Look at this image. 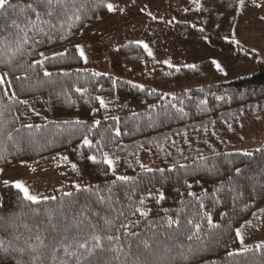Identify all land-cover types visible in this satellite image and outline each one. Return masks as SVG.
<instances>
[{
  "label": "trees",
  "instance_id": "1",
  "mask_svg": "<svg viewBox=\"0 0 264 264\" xmlns=\"http://www.w3.org/2000/svg\"><path fill=\"white\" fill-rule=\"evenodd\" d=\"M125 1L111 0L115 4ZM189 1H180L182 12L179 14L173 0H167L174 32L184 38H203L223 53L234 52L236 48L230 40V32L237 13L235 0ZM29 2L9 0V6L0 9V36L16 31L12 22H21L17 5ZM75 3L82 10L81 20L75 22L71 34L65 17H45L48 24L57 25L56 28L44 25L52 41L49 42L43 33H29L31 39L24 54L18 55L11 67L0 63V75L10 72L8 79L12 85L0 88L6 122L4 136L0 137V156L3 157L0 169L66 153V162L76 165L86 185L79 192L71 189L72 197L56 194L57 200L43 203L53 208L63 203L65 211L74 201L84 202L86 197L94 201L84 188L95 186L108 195L111 185L112 199L118 201L113 205L116 211H111L108 204L92 203L91 207L92 211L111 217L124 212L110 234H116L120 222L129 224V232L137 234L124 236V230L120 229L122 239L118 245L123 246L127 254L121 255L120 264H133L137 255L140 264L158 261L163 264H264V247L257 248V245L228 256L237 246L236 230L247 227L264 207V188L249 179L259 178L264 172V147L259 148L260 151H234L240 142L242 125L264 112V61L256 63L253 74L224 83L209 61L178 69L151 66L143 48L129 43L108 53L111 74L82 70V60L74 42L87 26L101 20L96 19V15H102L103 19L108 13L98 10L94 14L91 11L93 0H75ZM62 22L64 28L60 29ZM62 33L68 38L60 39ZM36 40L44 42L35 44ZM30 49H34L31 55L28 54ZM54 50L65 55L49 56L43 68L29 67L32 61L43 59L40 52ZM8 55L0 57V61ZM235 57L254 61L253 56L237 51ZM21 64L23 68L19 67ZM45 71L51 75L45 76ZM16 76L22 79L16 80ZM77 88L84 91L77 92ZM5 91L9 96L15 92L17 99L5 97ZM97 97L103 100L114 97L122 108L116 113L107 112ZM21 100L28 103L21 104ZM180 108L183 113L178 111ZM9 131L13 134L12 140L7 139ZM85 136L92 142L91 148L82 144ZM104 153L114 160L115 175L106 164L87 159L96 156L102 161ZM143 155H147L151 171L141 167ZM236 168L242 169L241 174H236ZM116 176L132 179L113 185ZM217 188H220L218 192ZM157 190L165 196L159 203ZM149 192L153 195L149 196ZM188 192L195 193L201 200L188 196ZM141 197L145 201L143 205L139 204ZM200 202L211 214L214 226H209L206 218L201 219ZM136 207L150 210L147 218L139 213L133 215ZM163 209L169 210L167 215L178 218L180 225L168 228L163 221L166 216ZM14 211H17L16 190L0 185V216L6 218L0 222L4 224L0 237L6 245L11 242L13 247H27L25 240L30 233L19 227L22 221H14L16 228L8 226V218ZM42 219H27L26 222L34 232ZM188 219L201 224L198 240L187 241L177 236L188 227ZM169 235L174 239L168 240ZM16 236L20 239H15ZM143 240L149 241L148 249L143 247ZM178 243H183L184 248L173 247ZM188 245L192 246L191 251ZM165 247H173V251L165 253ZM181 254L187 255L189 260L185 262ZM18 258L30 260L28 255L20 257L11 251L0 252V264H16ZM44 264H48V257Z\"/></svg>",
  "mask_w": 264,
  "mask_h": 264
},
{
  "label": "snow or ice",
  "instance_id": "2",
  "mask_svg": "<svg viewBox=\"0 0 264 264\" xmlns=\"http://www.w3.org/2000/svg\"><path fill=\"white\" fill-rule=\"evenodd\" d=\"M135 0H133V3ZM94 7L91 8V11L95 14L98 10H106L109 14L115 13H124L125 8L119 7L118 4L111 2V0H93ZM9 6V0H0V9H5ZM255 8L264 10V0H235L234 10L237 14L240 11L247 8ZM19 12L17 13L21 22L14 20L12 22L13 27L16 29L14 33H9L7 36H0V57L5 56V54H10L6 59L0 61V63L5 64L7 67H11L13 61L17 58L18 55L24 54L25 46L29 44L31 37L29 33L34 35H43L48 39L49 42L52 41L53 37L49 33L44 31V25L47 24L49 28H56L55 24H48L44 19L45 17L53 16H63L66 18L68 23L69 34H71V28L75 26V22L81 20V9L76 6L75 0H30L29 3L25 5H17ZM91 18V17H89ZM96 19H102V15H96ZM261 21H264V15L259 17ZM60 29L64 28V22L60 23ZM203 31V29H201ZM68 36L63 33L60 35V39H67ZM232 41L235 44H240V40L233 30ZM43 40H36L35 44L43 43ZM144 49L148 51V54L151 55V51L148 50L146 44L143 45ZM76 50L79 52V56L87 62V58L84 54L83 48L81 45H75ZM34 49H30L28 54L31 55ZM255 51V50H254ZM39 55L43 58L41 60H34L29 65L38 66L40 68L44 67V60H47L48 57L45 56L43 52H40ZM54 56H64L65 53H54ZM167 63V62H165ZM218 71L224 72V69L219 63L215 60L212 61ZM19 67L23 68L24 65L21 64ZM171 67V64H169ZM191 67V66H189ZM10 72L5 71L0 75V88H3L7 85L9 88L12 87L8 77ZM45 76L51 75L47 71L44 72ZM26 78V76L24 77ZM16 80H21V76H16ZM115 83V82H114ZM135 87L142 88L141 85H135ZM77 92L84 91L80 88L76 89ZM4 96L9 99H17V94L15 92L9 93L4 92ZM97 100L100 101V106L105 107V101L97 97ZM21 104H27L28 101L21 100ZM201 103H204L201 101ZM155 107V106H151ZM173 107H176L173 105ZM3 108L4 105L0 103V137L4 136L5 124L3 120ZM95 111V109H94ZM179 112L183 113V108L178 109ZM115 119V118H113ZM96 123H99L97 121ZM25 127L31 128L32 125H25ZM16 132H19V129H15ZM117 135L119 132L117 131ZM7 139L12 140L13 134L11 131L7 132ZM82 144L91 148L92 142L87 136L82 140ZM260 151V149H258ZM245 155H251V153H245ZM0 158H3L0 156ZM66 159V157L64 158ZM87 159L93 161L94 163H103L108 166V169H111L113 175H115L114 160L109 158L107 153L103 154L102 161H98L96 156H89ZM201 159H204L201 157ZM143 168L144 166L141 165ZM181 167H185L181 165ZM75 169V165H73ZM146 171H151V169H145ZM3 169H0L2 172ZM35 171V169H33ZM235 172L237 175L241 174L242 169L236 168ZM132 178L128 176H116L115 181L112 182L114 185L117 181L127 182ZM229 181H232V177L229 176ZM249 179H254L256 183H259L262 188H264V172H262L261 177L254 178L249 177ZM3 185L6 188H12L16 190V200H17V211H14L11 214V218H8V226L16 228L17 225L14 223L16 220H21L19 227L26 229L30 235L26 238L25 244L27 247H13L11 242H8L7 245L5 240L0 237V252L8 253L14 252L18 253L20 257L28 255L30 260L24 261L23 259L18 258L16 264H44V259L48 257V264H120L121 255H127L124 252L123 246H119L118 242L121 241L122 236L120 229H123V235H132L136 236V233L129 232V224L120 222L119 228L116 229V234H110V229L115 227V223L119 221L120 217H123L124 212L120 211L116 217H111L108 214L101 215L97 211H92V203L98 204H108L111 211H116L113 207L118 201L112 199V186L109 185L107 192L108 195H105L99 189H95V186H89L83 189L85 192H90L91 195L95 198L94 201L85 198L84 202L74 201L72 204L67 206V211H65V205L60 204L58 208L43 206L45 201H53L58 198L55 196H45L39 192H33L29 185L20 180L9 181L4 180ZM187 184V181L185 182ZM199 183V181H197ZM76 190L81 191L80 185H73ZM188 188H191V184H187ZM220 187H223L221 184ZM95 189V191H93ZM220 188H217L218 192ZM206 192V190H205ZM216 192L213 195H216ZM158 200L165 199L164 193L157 190ZM62 197H72V192H62ZM149 196H152L153 193L149 192ZM188 196L196 197L199 201L201 197H197L195 193L188 192ZM130 199V198H129ZM235 199V197H234ZM144 198L141 197L139 204H144ZM216 202H219L218 200ZM183 203V201H181ZM199 208L203 210L201 219L206 218L209 226L213 225L212 216L209 212L205 210V205L203 202L199 203ZM148 211L143 210L141 207H136L133 215L139 213L143 218H147ZM166 216L163 218L164 224L168 228H172L173 225H180V220L174 218L173 216L167 215L169 212L168 209H163ZM70 213V214H69ZM255 215V214H254ZM38 217H43L44 219L40 220L33 228L26 222L27 219L35 220ZM95 218V219H93ZM5 217L0 216V222L5 221ZM134 223V222H133ZM43 225L41 227L40 225ZM187 228L184 232L177 233V236H183L187 241H193L194 239H199V233L201 231V224L194 221L193 219H188L186 221ZM149 225H152V222L149 221ZM0 228H4V224L0 223ZM236 237L240 240L242 245L240 251H248L247 247H244V241L242 233L239 229L236 230ZM15 239L19 240L20 236H16ZM172 235L168 236V240H173ZM145 249L149 248V241L143 240L141 242ZM183 243L174 244L173 247L184 248ZM173 247H165V253H171ZM191 245H188L189 251H191ZM257 248L264 247V245L258 244ZM235 253L229 252L228 256H233ZM182 259L187 262L189 257L187 255L181 254ZM133 264H140V257L137 255L136 260ZM153 264H163V261L153 262Z\"/></svg>",
  "mask_w": 264,
  "mask_h": 264
},
{
  "label": "rangeland",
  "instance_id": "3",
  "mask_svg": "<svg viewBox=\"0 0 264 264\" xmlns=\"http://www.w3.org/2000/svg\"><path fill=\"white\" fill-rule=\"evenodd\" d=\"M180 1L173 0L175 10L179 14L182 12ZM118 5L125 8L124 13H108L103 19L87 26L74 42V47L77 44L82 46L87 58V62L81 58L82 70H91L100 75L111 74L108 53L129 43L138 44L143 48L151 66L163 65L167 68L178 69L209 61L216 69L212 63L215 60L224 69V72L216 69L224 83L253 74L256 71V63L264 61V21L259 19L261 15H264V10L249 7L240 11L239 14L236 13L230 40L232 41L233 30H235L240 44L232 41L236 48L235 51L223 53L211 47L203 38H184L176 34L172 15L168 11L167 0H135L134 3L133 0H127ZM144 44L148 46L151 55L144 49ZM236 51L248 57L253 56L254 61L236 59ZM54 53L61 52L54 50L44 54L49 57ZM104 101L106 106L102 108L107 112L116 113L122 108L114 97ZM238 137L240 142L234 151L242 152L264 147V112L242 125ZM146 156L141 157V163L145 169H150L151 166ZM65 157L66 153H62L38 162L3 168L0 172V185H3L4 180L10 182L20 180L29 185L33 192H39L45 196L70 192L71 189H76L73 185L78 184L81 187L86 185V180L76 165L74 169V164L67 163ZM240 232L243 236L244 247L264 243V207L259 216ZM241 247L240 240L237 238V246L232 252H241Z\"/></svg>",
  "mask_w": 264,
  "mask_h": 264
}]
</instances>
